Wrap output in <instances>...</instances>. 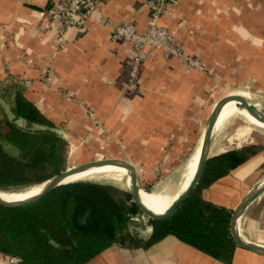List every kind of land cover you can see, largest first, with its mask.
<instances>
[{
    "label": "crops",
    "instance_id": "obj_1",
    "mask_svg": "<svg viewBox=\"0 0 264 264\" xmlns=\"http://www.w3.org/2000/svg\"><path fill=\"white\" fill-rule=\"evenodd\" d=\"M58 1L65 0H0V93L11 99L23 91L83 163L125 159L141 187L174 188L221 98L239 93L264 111V0H169L161 23L201 67L154 48L135 74L136 49L112 34L126 24L148 29L144 0H96L101 9L80 27L50 18ZM248 144L262 148L203 188L206 200L234 211L264 182V127L242 114L219 122L211 156ZM132 227L144 239L153 231L151 224ZM239 230L264 244V194L246 209ZM0 264L18 261L0 252ZM86 264L227 263L169 234L146 248L114 244ZM230 264H264V252L237 246Z\"/></svg>",
    "mask_w": 264,
    "mask_h": 264
},
{
    "label": "trees",
    "instance_id": "obj_2",
    "mask_svg": "<svg viewBox=\"0 0 264 264\" xmlns=\"http://www.w3.org/2000/svg\"><path fill=\"white\" fill-rule=\"evenodd\" d=\"M0 95L24 121L20 125L17 119L10 120L0 105V192L30 191L67 169L70 144L23 91L16 89L11 99ZM5 143L18 152H8ZM261 148L248 144L211 156L196 188L176 213L168 219H150L153 231L147 239L132 227L143 212L130 190L112 183L77 180L31 204H0V252L16 257L18 264H86L114 244L146 248L172 234L230 264L238 246L231 232L233 210L206 200L202 190ZM65 246L71 247L70 253L61 250Z\"/></svg>",
    "mask_w": 264,
    "mask_h": 264
},
{
    "label": "water",
    "instance_id": "obj_3",
    "mask_svg": "<svg viewBox=\"0 0 264 264\" xmlns=\"http://www.w3.org/2000/svg\"><path fill=\"white\" fill-rule=\"evenodd\" d=\"M230 101H235L236 106L240 109H246L250 115H252L256 120L260 121L264 124V111L259 109L255 104L251 103L246 97L243 95L237 93V94H231L227 95L223 98H221L216 106L214 107L213 111L211 112L206 129L204 131L202 141H201V147H200V153L198 158V163L196 170L194 172V175L189 182V185L187 188L175 199V201L172 203L170 209L164 213V214H158L150 210L141 200L140 190L141 186L139 183V177L138 172L131 162L121 159V158H103V159H96L92 161H87L75 166L68 167L66 170L62 171L61 173L53 176L52 178L48 179L46 182V185L43 187V189L28 198L20 199V200H8L3 198L0 195V204L8 207H18L23 206L27 204H31L33 202L38 201L43 196H45L48 192L53 190L54 188L69 183L65 182L66 178L69 176L84 171L86 169L95 167V166H102V165H117L124 167L128 170L129 176H130V185L129 190L132 194L133 201L138 205V207L141 209L143 214L147 215L150 219L153 220H162V219H168L172 217L176 211L179 209V207L184 203V201L190 196V194L194 191L197 184L199 183L205 165L208 161V159L211 157L210 150L212 145V137L215 130L216 123L218 121V118L220 116V113L223 109V107ZM0 105L4 109V112L6 113L7 117L10 120H16L17 116L12 110L11 103L7 101L6 98H4L2 95H0ZM17 123L19 121H22V119H17ZM73 182V181H70ZM264 194V182H262L260 185H258L256 188H254L252 191H250L244 199L240 202V204L234 209L232 220H231V232L233 237L235 238V241L238 246L245 247L248 249H251L253 251L257 252H264V244H258V243H252L247 240H245L239 230V221L246 209L259 197H261ZM74 244L77 243L76 238H73ZM61 250L65 253L71 252L70 246L62 247Z\"/></svg>",
    "mask_w": 264,
    "mask_h": 264
},
{
    "label": "built area",
    "instance_id": "obj_4",
    "mask_svg": "<svg viewBox=\"0 0 264 264\" xmlns=\"http://www.w3.org/2000/svg\"><path fill=\"white\" fill-rule=\"evenodd\" d=\"M149 8V27L146 31H139L135 25L126 24L115 26L113 37L127 38L137 51L132 73L135 74L137 65L152 55V49L160 48L168 55L180 57L184 63L193 67H201L196 57L186 55L175 44L174 35L168 27L161 23V17L169 0H144ZM96 0H65L53 4L50 9V18L55 22H63L71 26H84L89 17L100 10ZM135 85L131 84L130 88ZM18 261L16 257H11Z\"/></svg>",
    "mask_w": 264,
    "mask_h": 264
},
{
    "label": "bare ground",
    "instance_id": "obj_5",
    "mask_svg": "<svg viewBox=\"0 0 264 264\" xmlns=\"http://www.w3.org/2000/svg\"><path fill=\"white\" fill-rule=\"evenodd\" d=\"M235 114H242L244 115L248 120L251 122L264 127V124L260 121L256 120L246 109H240L236 106L235 101L228 102L222 109L220 116L218 118V121L216 123L215 129L218 125V122H220V125L230 118L231 116ZM200 147L201 143L199 145V151L198 153L194 154L192 159L188 162L186 165L185 171L183 173V177L178 185V188L176 189V192L173 195H153V194H146L142 191V188L140 190L141 200L142 202L148 207L150 210H152L155 213L158 214H164L166 213L172 203L177 199V197L187 188L189 185V182L191 181L194 172L197 167L199 153H200ZM99 177H107V178H113L117 180H121L126 177L127 183L130 185V176L128 173V170L124 167L117 166V165H102V166H95L89 169H86L84 171L75 173L68 178H66L65 182L70 181H77V180H84V179H95ZM123 181V180H121ZM46 185V183H43L39 187L36 188L33 192H0V195L8 200H20L28 198L32 195H35L39 193L43 187Z\"/></svg>",
    "mask_w": 264,
    "mask_h": 264
},
{
    "label": "rangeland",
    "instance_id": "obj_6",
    "mask_svg": "<svg viewBox=\"0 0 264 264\" xmlns=\"http://www.w3.org/2000/svg\"><path fill=\"white\" fill-rule=\"evenodd\" d=\"M2 90H0V91H2ZM19 124L20 125H23L24 124L23 120L22 121H19ZM218 125H219V122H218ZM4 146H5V149L8 152L12 153V154H16L18 152L17 147H15L12 144L5 143ZM76 157H77V151H74L73 150L71 152V154L69 153V156H68V167L75 166V165H78V164L83 163V160L78 159ZM94 160H96V159H94ZM90 161H92V159ZM89 180L98 181V182L112 183V184H115V185H117V186H119L121 188L129 189V184L127 183L128 181H127L126 177L123 178V179H121L123 181L117 180V179H113V178H107V177H99V178L89 179ZM178 185L176 187H174V188H167L166 187V188H162L160 190H153V191H152V188H150V189H146L144 187H141V188H142V191L144 193H146V194H153V195H173L176 192V189L178 188ZM34 190H36V188L33 189V190H30V191H22V192H29L30 193V192H33ZM147 192H149V193H147ZM133 225L134 226L147 227V226L150 225V218L147 215H145V214L139 215L136 219L133 220ZM133 229L137 233H139L136 228L133 227Z\"/></svg>",
    "mask_w": 264,
    "mask_h": 264
}]
</instances>
